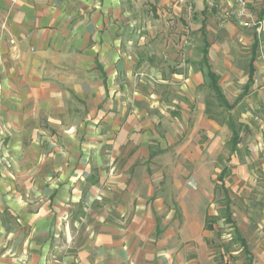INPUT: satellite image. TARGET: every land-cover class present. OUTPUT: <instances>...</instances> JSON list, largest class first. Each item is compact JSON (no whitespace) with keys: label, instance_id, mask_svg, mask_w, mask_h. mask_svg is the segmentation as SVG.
<instances>
[{"label":"crops","instance_id":"obj_1","mask_svg":"<svg viewBox=\"0 0 264 264\" xmlns=\"http://www.w3.org/2000/svg\"><path fill=\"white\" fill-rule=\"evenodd\" d=\"M209 1L234 2L194 0L222 122L204 46L197 67L155 62L169 52L153 26L187 19L177 0H0V264H188L189 247L201 261L216 187L264 264V53ZM192 126L208 141L189 183Z\"/></svg>","mask_w":264,"mask_h":264},{"label":"rangeland","instance_id":"obj_2","mask_svg":"<svg viewBox=\"0 0 264 264\" xmlns=\"http://www.w3.org/2000/svg\"><path fill=\"white\" fill-rule=\"evenodd\" d=\"M252 11L257 15L258 19L264 23V0H254V6L251 5ZM196 15V13H195ZM193 16L192 19H186L185 21L179 23L177 22L174 25H170V27H166L162 22L156 23L154 27L155 35L157 36L156 52H159V48H163L165 46V50L169 52L168 57H164V55H158L157 62L159 65L170 67V70H177L181 62H185L184 65L189 67L191 64L196 67L199 66V60L201 57V51L203 49V33L201 30L202 21L197 22V18ZM143 20L145 21V26L147 27V17L143 16ZM218 23V22H217ZM255 32V31H254ZM142 34V33H141ZM162 35L168 37L170 40V44L164 45L161 41ZM255 40L257 41V50H259L260 54L264 53V27L260 34L257 32L254 33ZM184 40V42H183ZM159 42V43H158ZM183 43V44H182ZM183 45V46H182ZM146 48H142L140 46L139 52L142 51H151V42ZM250 46L248 48H244L242 46L240 51L242 50L243 55H241V59L238 57L239 64L242 66H246L249 59L246 56H250L249 52L251 51ZM161 57V58H160ZM144 54L139 53V65L142 63L149 62L151 66V58L149 60ZM145 65V64H144ZM207 100L211 104L215 105L216 96L213 97L209 93L207 96ZM218 102V100H217ZM226 110L223 108L221 115H218L220 121H225L226 117L223 115ZM208 140L205 139V136H202L200 133L196 134L193 131V126L189 128L187 132V143L188 146L186 148L185 155L188 156L187 163L192 165L191 158H194L196 155V150L199 147L200 143H206ZM205 156V155H204ZM196 164V163H195ZM192 170L188 172V181L189 183L195 182V174L196 168L192 165ZM211 178V177H210ZM217 187L215 189V195L212 202L208 204L209 210H214L218 205H222V209L218 211L217 215L208 214L206 216V227L211 226L213 231H209L206 233L204 237V242L207 243L209 256H204L200 261L199 253H197L193 248L189 247L187 251L186 260L188 264H253L252 258L249 256V251L245 249L243 245V238L241 233L238 231L236 226V222L231 216L230 209H227L225 202L223 199H219L220 195L217 193ZM219 203V204H218ZM229 211V212H228ZM213 212V211H212ZM192 249V250H191ZM247 260H251L250 263Z\"/></svg>","mask_w":264,"mask_h":264},{"label":"built area","instance_id":"obj_3","mask_svg":"<svg viewBox=\"0 0 264 264\" xmlns=\"http://www.w3.org/2000/svg\"><path fill=\"white\" fill-rule=\"evenodd\" d=\"M13 3L18 0H11ZM32 1V0H31ZM233 9H221L220 6L213 2H208V7L219 11L218 24L223 27L231 21H235L241 28L254 30L261 33L264 23L260 21L257 15L252 11L250 0H233ZM179 7L187 19H192L196 13L194 0H177Z\"/></svg>","mask_w":264,"mask_h":264},{"label":"trees","instance_id":"obj_4","mask_svg":"<svg viewBox=\"0 0 264 264\" xmlns=\"http://www.w3.org/2000/svg\"><path fill=\"white\" fill-rule=\"evenodd\" d=\"M202 31H203V36H206L205 26L202 27ZM208 47H209V44L206 42L204 49H203L202 65L207 67V69H208L207 78L209 79L210 89L215 93L220 105L223 108H225L226 110H228L231 108V106L229 105V103L226 101L224 95L222 94L221 88L219 86L218 76L211 71L210 66L208 64ZM251 76H252V74H251ZM251 79H252V77H251ZM234 136H235L234 143L236 144L237 143L236 134ZM207 229H211V226H207ZM243 245H245L244 241H243Z\"/></svg>","mask_w":264,"mask_h":264}]
</instances>
